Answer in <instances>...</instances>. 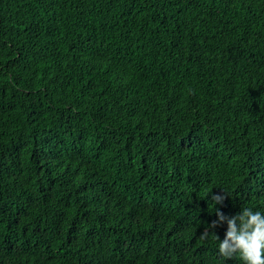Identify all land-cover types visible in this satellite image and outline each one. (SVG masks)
Instances as JSON below:
<instances>
[{
  "label": "trees",
  "instance_id": "16d2710c",
  "mask_svg": "<svg viewBox=\"0 0 264 264\" xmlns=\"http://www.w3.org/2000/svg\"><path fill=\"white\" fill-rule=\"evenodd\" d=\"M220 191L264 210V0H0V264H242Z\"/></svg>",
  "mask_w": 264,
  "mask_h": 264
},
{
  "label": "clouds",
  "instance_id": "9594fccd",
  "mask_svg": "<svg viewBox=\"0 0 264 264\" xmlns=\"http://www.w3.org/2000/svg\"><path fill=\"white\" fill-rule=\"evenodd\" d=\"M226 198L222 191L211 195L216 218L207 224L201 238L214 237L217 254L224 260L238 255L242 264H264V210L245 207L228 215L221 210ZM218 227L225 228L223 239L213 231Z\"/></svg>",
  "mask_w": 264,
  "mask_h": 264
}]
</instances>
